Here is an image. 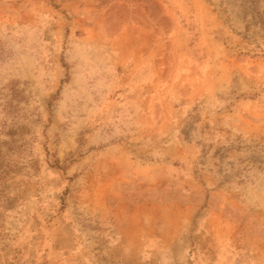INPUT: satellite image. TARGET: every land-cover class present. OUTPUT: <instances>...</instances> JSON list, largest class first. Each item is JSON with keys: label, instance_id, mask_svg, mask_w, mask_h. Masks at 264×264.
<instances>
[{"label": "rangeland", "instance_id": "obj_1", "mask_svg": "<svg viewBox=\"0 0 264 264\" xmlns=\"http://www.w3.org/2000/svg\"><path fill=\"white\" fill-rule=\"evenodd\" d=\"M0 264H264V0H0Z\"/></svg>", "mask_w": 264, "mask_h": 264}]
</instances>
